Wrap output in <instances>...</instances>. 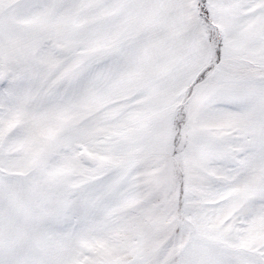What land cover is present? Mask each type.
<instances>
[{"label":"snow or ice","instance_id":"6c2138e0","mask_svg":"<svg viewBox=\"0 0 264 264\" xmlns=\"http://www.w3.org/2000/svg\"><path fill=\"white\" fill-rule=\"evenodd\" d=\"M0 264H264V0H0Z\"/></svg>","mask_w":264,"mask_h":264}]
</instances>
